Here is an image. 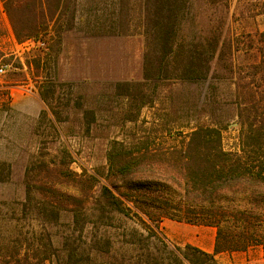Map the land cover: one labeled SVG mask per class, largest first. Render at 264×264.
Returning a JSON list of instances; mask_svg holds the SVG:
<instances>
[{"label": "trees", "instance_id": "1", "mask_svg": "<svg viewBox=\"0 0 264 264\" xmlns=\"http://www.w3.org/2000/svg\"><path fill=\"white\" fill-rule=\"evenodd\" d=\"M140 1L144 39L135 77L103 69L94 78L102 93L91 104L80 89L59 95L55 72L41 81L48 110L36 122H46L57 137L58 127L64 135H92L103 111L105 127L132 126L109 134L105 166L94 172L73 170L65 144L28 155L19 196L0 199V264H218L217 253L254 246L264 256V27L258 21L264 2L247 0L230 13L226 0ZM0 3L18 42L51 30L60 44L75 24L100 41L125 24L103 13L78 17L75 0ZM216 6L227 11L215 18L208 10ZM134 14L123 18L127 27ZM11 60L0 49V62ZM57 62L25 59L37 77ZM175 91L185 96L170 103L172 111L162 107L151 120L140 119L144 106L171 100ZM3 96L8 92L0 88V104L10 110ZM112 96L121 104L114 106ZM230 113L238 128L235 150L222 142ZM12 166L0 159L1 184L13 181ZM164 218L213 227V251L171 244Z\"/></svg>", "mask_w": 264, "mask_h": 264}, {"label": "rangeland", "instance_id": "2", "mask_svg": "<svg viewBox=\"0 0 264 264\" xmlns=\"http://www.w3.org/2000/svg\"><path fill=\"white\" fill-rule=\"evenodd\" d=\"M247 0H226L229 4L230 13L238 11L243 2ZM264 2V0H261ZM224 1V3H226ZM140 0H134L133 5L128 0H96L92 9L87 6L86 0H75V13L78 17L85 16L86 13L107 15L109 19L115 20L119 24V35L104 36V38L86 37L87 30L81 24H75L72 31L65 33L63 42L58 43L53 31L49 30L39 37V39H29L18 42L9 27L7 17L0 3V49L6 54L7 58L12 59L9 62L2 61L4 71L0 73V88L6 89L8 97L2 99L8 100L11 109L6 110L0 104V159H7L12 162L13 177L11 183H0V199L7 196H19L22 165L31 153L52 152L56 147L66 145L72 155L71 168L77 172L81 167L94 172L95 169H103L105 166V148L109 134L119 135L121 131L126 132L132 124L128 123L126 127L106 126V112L101 113V118L90 136H79L76 133L64 135V129L58 127L60 136L57 137L49 129L46 122L36 124L42 110H48L46 103L41 97L39 87L41 81H51L56 72V89L59 95H65L69 91L80 89L82 93L89 96L88 100L92 104L93 100L99 98L102 93V85L94 78L103 73V69H115L116 73L128 71L129 77H135L140 69L141 52L143 49V27L137 19ZM239 5V6H238ZM216 6L208 10L217 18L227 11V7ZM88 8V9H87ZM135 9L134 19L130 20L129 26H126L124 19L131 17ZM90 10V11H88ZM109 14V15H108ZM105 17V16H102ZM124 18V19H123ZM131 19V18H130ZM260 27H264V14L258 17ZM101 46H100V45ZM58 59L56 67L50 64L48 73H41L36 76V69L30 72L25 63V59ZM16 60L21 63L16 64ZM107 60V61H106ZM104 61V62H103ZM109 62L112 64L110 65ZM17 65V66H16ZM108 73V71H107ZM45 79V80H44ZM85 79H89L85 81ZM109 80H101L104 85ZM104 91L110 93V88L105 85ZM72 89V90H71ZM162 94L166 88L157 87ZM176 90V89H175ZM56 92V93H57ZM176 92V91H175ZM161 94V95H162ZM185 95L176 92L171 95V100L165 99L160 104L157 98L154 107L144 106L141 109L140 119L151 120L154 113H162L161 108L169 107L183 99ZM162 97V96H161ZM113 105L121 104V97L112 96ZM172 111V110H171ZM180 116L181 113H176ZM48 116H51L48 113ZM171 122L175 118L170 117ZM225 123H228L227 129L223 130L222 142L226 149L235 150L238 147V128L235 119L231 113L226 117ZM98 126V127H97ZM100 182L103 179L99 177ZM176 223L180 225L182 233L194 235V226H188L184 221H176L164 218L161 222L162 231L167 232L166 225ZM188 227V228H187ZM191 227V228H189ZM209 232H205L204 234ZM165 234V233H164ZM171 244L174 242L169 240ZM183 246V245H180Z\"/></svg>", "mask_w": 264, "mask_h": 264}, {"label": "crops", "instance_id": "3", "mask_svg": "<svg viewBox=\"0 0 264 264\" xmlns=\"http://www.w3.org/2000/svg\"><path fill=\"white\" fill-rule=\"evenodd\" d=\"M187 225L195 227L194 235L182 233L180 225L176 223L166 225L167 232L164 233L168 240H172L176 245L190 243L207 252H212L214 249L215 229L210 226L189 223ZM205 232L209 233L204 234ZM215 257L218 264H264V256L259 246L248 248L245 251L220 252Z\"/></svg>", "mask_w": 264, "mask_h": 264}, {"label": "built area", "instance_id": "4", "mask_svg": "<svg viewBox=\"0 0 264 264\" xmlns=\"http://www.w3.org/2000/svg\"><path fill=\"white\" fill-rule=\"evenodd\" d=\"M4 66L3 65H0V73H2L4 71Z\"/></svg>", "mask_w": 264, "mask_h": 264}]
</instances>
